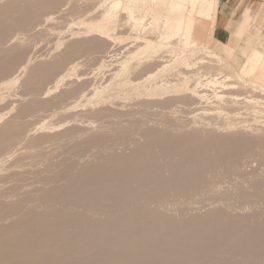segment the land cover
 <instances>
[{
  "label": "rangeland",
  "instance_id": "1",
  "mask_svg": "<svg viewBox=\"0 0 264 264\" xmlns=\"http://www.w3.org/2000/svg\"><path fill=\"white\" fill-rule=\"evenodd\" d=\"M7 1L8 0H0V7L8 3ZM162 1L163 0L161 1L160 0H73L72 2L71 0H67V2L64 1V3H62L63 5H60L62 8L59 7L58 11L57 9L54 10L55 12L47 10V15H46V11H44L40 16V18H38V20L34 22V25L33 23L28 25L29 28L27 27L26 29V27H24L25 30L24 28L20 30H18L19 28L18 29L15 28V30L12 31L14 33L10 32V34H8L9 36L7 35L6 38L7 40L6 39L1 40L0 37L1 40L0 43L2 42L5 43L6 41L5 44H1L3 47H1L0 45V52L3 55L11 54L16 50L17 52L21 53L19 59L16 60L17 63H15L13 68L11 69V71L14 70L15 74L10 71L9 73L10 74L12 73L11 74L12 76L9 73L6 74L3 73L1 75L4 78H2L0 75V130L3 127V124L5 125L6 123L9 124L13 123L15 125H17L18 123H19L18 125L24 124L23 125L24 129H26V131H24V136L25 135L26 136L25 137L23 136L24 137L23 141L21 139V142L23 143L19 142L20 144L17 143V145H15L14 148L10 149L11 151L10 150L6 151V153L8 152L7 155L6 153H3L2 154L3 156L0 155V159H1L0 170L1 167H3L0 172V187H1L0 203L3 204L5 203L4 205H6L7 203L9 205L12 203V201L13 203H15L21 200V201H27L28 204V200L32 197V195L35 197L37 192L39 193L38 190L41 189L40 193H42L43 189L45 191L50 186L53 187V185L54 186L62 185L61 183L58 184L57 182H52L50 180L53 173H55L54 171L56 170L59 171L60 169H64L72 166L74 167L73 170H75V172L72 170L73 174L72 172L71 174L72 176H74L79 169L82 170L83 168H85L86 165L88 164L91 165L95 163L100 158V156L103 157L106 152L108 153V154L106 153V155H109L112 152H114V154H116L117 152V155H124V154L126 155L127 153L129 154L132 150L131 147L133 146L131 144L142 143L143 134L146 131H153V130L165 131L166 129L167 130L170 129L172 130L173 133L170 132L169 130L168 131L166 130L165 132H170L172 134L179 132L180 134L178 133V135L180 136L182 135V133L201 134L202 132V134H205L208 133L209 131L212 132V130L214 131L217 130L216 131L218 132L217 134L222 132L220 134L223 135L226 134V132L230 134L236 132V134H238L239 132H243L244 130L246 132H254L255 134L256 133L259 134V132L260 133L264 132L263 130L264 129V83L254 79L252 80V78L249 77V75H246L244 72H242V67L247 58L246 53L248 52V50L260 51V52L264 51V0H251L249 4L245 5L244 7H241L240 11L237 14L236 19L238 20V22L235 23L234 25V29H233L234 32H232L230 39L224 44V46L217 45L216 40L214 38V32L212 33V37H209V35L205 33L200 38V42L197 45H194L192 42H186L177 35L176 36L174 35L173 37V35L171 36L170 34H167L168 32L165 29L163 31V28H161L164 26L163 20L166 12V10L163 11L164 9L163 7H161ZM65 2L70 6H68ZM70 2L72 3V6ZM83 4L84 6H82ZM78 5L81 6L80 9H79L80 6ZM157 11L160 12L158 13ZM246 12L248 13V20L246 19L243 20V15ZM50 13L53 15H51ZM155 14L157 15L155 16ZM159 30L160 33L158 32ZM44 33L46 35H43ZM18 36L20 39L18 38ZM153 37H155L156 39ZM179 38L183 41H181ZM171 40H173L172 41L173 44ZM18 41L20 42V44L18 43ZM21 41L24 43V45ZM91 42L93 45L91 44ZM95 42L102 44L103 46H105V48L103 47L100 49H96L94 47ZM74 43L77 44L79 47L84 46L83 50L81 48L77 51L78 53L76 52H74L75 54L71 53L72 46L75 45ZM10 46L15 48L12 49V47L10 48ZM27 47H29L28 49L30 52L26 50ZM3 49L4 50L6 49V51L8 52H10L9 50H11V52L10 53L4 52ZM85 49L86 50L89 49V50L84 51ZM86 54L87 57H85ZM62 57L65 58L63 66L59 68L60 70L58 69L50 78L47 79L49 82L45 80L44 82L46 83L43 82L37 86L38 88L40 87L41 89L40 88L36 89L37 87L34 89V87L32 86L29 87L25 85V80L28 76L27 73L30 72V69L34 67L35 64L36 67L41 63H45V62L49 63L50 61L55 62L54 60H56L57 58L58 60L64 59ZM225 68H227V70L229 69L228 72H225L226 71ZM222 70L225 71L223 72ZM3 75H7V76H3ZM243 86H245V89L247 90H245ZM238 87L241 88L243 87V90ZM33 91L36 93H34ZM224 91L226 95L223 93ZM19 92L21 93V95ZM227 92L229 93L231 92V94L229 95ZM32 93L35 95H33ZM215 93L217 95H215ZM220 94L223 95L221 96ZM20 96H21V100L19 101ZM223 97L224 99L230 98V100L228 101L234 100L231 101L232 103L234 102L233 104L231 103L232 106H230L231 104H229L230 106L229 107L228 102H226L227 100L225 101ZM38 100L44 101L45 103L48 102V106H46L47 105L46 104L44 106V109L43 107L37 108L34 111L33 110L30 111V113H26L25 115L20 116L21 115L19 114L20 109L23 106H26L24 105L25 102L28 105L33 101L40 102ZM225 102L227 104H225ZM220 104L221 106H223L224 109L220 107ZM238 106H240V108ZM103 112L104 115L106 116L103 115ZM230 121L233 123H231ZM28 122L30 124H27ZM138 123L140 125H137ZM238 123L240 124L237 125ZM119 124H121V126ZM247 125L249 127H247ZM117 126L118 129L115 130ZM147 127L148 128L150 127V129H148ZM261 127L263 129H261ZM79 130L81 132H79ZM68 131L71 134L74 133L72 136L75 135L74 138L72 137L70 139L71 141L66 138L64 140L63 137V135L65 136V133L67 134ZM105 131L106 134H110V133L111 135L114 134L115 136L113 135L114 136L113 138L115 140L111 138L112 137L111 135H106L104 133ZM124 131L125 133H123ZM32 133L35 135V137L37 136L38 138H44L45 136L44 138L45 140H43L44 144L43 143L41 144V146L44 145L43 146L44 148L40 147L42 152L37 148H35L37 150L36 151L37 155L34 152L35 149L32 150V154H31L30 148H27L30 138L32 137L31 140L35 139ZM177 133L175 135H177ZM96 134L100 136L104 134L102 136H104L103 138H106L105 139L106 141L108 140L107 144L108 147L111 146L113 148L112 152L110 151L112 148L108 150L109 149L108 147H104L107 145L105 140H104L105 142L102 141L100 143L103 144L102 147L101 145L97 146L96 144H94L97 147L96 148L93 145V143L89 138L90 137L92 138V136ZM116 134H118L119 137L118 136L116 137ZM81 135L83 138L81 137ZM105 135L109 136V139L111 138L110 139L111 145H109L110 141ZM54 136L57 137V139H60L59 142L61 140L63 142H60L59 144H57L56 141H55L56 143L53 142L54 140L52 141V139H55ZM121 137H123V139ZM46 138L47 140L49 139L48 142L46 141ZM116 138L118 139L120 138L119 139L120 141L118 139L116 140ZM49 141H51V143ZM117 141H119V143H117ZM249 142L250 140L246 141V143L248 144ZM23 144H26L27 147ZM54 144L56 146H54ZM75 145L83 146L85 148L83 149L84 151H82V153L79 155L74 154L71 148ZM48 146L50 148H48ZM45 148L49 150L47 151ZM100 148L101 150L102 149L103 150L100 151ZM24 149H27L26 151L29 153H27ZM106 149L107 151H105ZM257 149L258 148H256L254 152L256 153L258 151L260 153L261 150H257ZM23 150L26 153L23 152ZM126 150L127 152H125ZM38 151H40V154L37 153ZM50 151L51 153H49ZM257 153L252 157L254 159L250 158L251 161L248 160L251 163H245L246 168H245V173H243L245 177L250 175H253V177L258 176L257 174L264 175V171H263L264 157L262 156L263 159H260L261 155ZM14 154L17 155H15L14 157ZM38 155L39 156L42 155V156H40L39 158ZM262 155H264V153ZM43 157H45L44 158L45 160L43 159ZM17 158H19L20 161ZM47 158L49 161L47 160ZM42 161H44L45 163ZM34 164L35 166H33ZM36 164H38L40 167L37 166ZM12 166H15L16 169L15 172H13L14 167L12 168ZM52 166L53 168H51ZM6 167L8 170L6 169ZM48 167H50L51 170L50 168L48 169ZM243 167L242 170L244 169ZM27 168H30V170L29 169L26 170ZM48 170L50 175L44 174V173H48ZM220 170L221 171H219L218 174H220L221 172L222 175L223 170L221 168ZM246 171L247 173L249 171L248 175L246 174ZM19 173L21 175H19ZM216 175H214V177L212 176L208 177V179L212 178L208 180L209 181L207 185L208 188L206 187L204 191L199 190V192H195V194L188 196L189 197L188 199L187 197H178L176 198L177 199L176 201L174 199L172 200L171 198L170 199L171 201L170 200L166 201V203L163 204L164 206L158 204L159 206L157 207V204L155 203H152V206L160 210L164 208L162 212H164V214L167 215L170 214L169 216H171L176 220H179L181 217L183 218V216L186 219L187 218L190 219L194 215L201 214L200 216H204V214H207V212L205 211L208 210L211 211L218 207L222 208V206L225 210L228 209L226 211L230 210V212H236V213L238 211V213L241 214L243 213L244 215L249 214L250 216L257 213L259 214L262 209L264 210V206H263L264 195L261 194V191H264L263 187L260 191L262 197L260 195L258 198H255V199H259L260 197L263 198V199L261 198L259 199V201L262 200V202H259V205L256 206L258 202L254 199L246 201V203L244 201L241 202L238 195L244 193L242 192L244 188H245V192L249 190V187L246 183L245 185L247 186H245L244 183L240 181L239 176L231 175L229 178L230 180L233 181H230L229 178L225 179L228 176H226L225 178L223 177L224 179L222 180L219 177L220 175L219 176ZM234 179H236V182H238L239 184L241 182L242 184L240 185H242V187L244 188L241 187L242 189L241 188L239 189L240 185L239 186L238 184L236 185V183H234L235 182ZM47 180H49L51 184ZM210 180H212V182ZM220 180L223 181V183ZM227 180L228 182L229 181L232 182V184L235 185L236 187L238 186V188L234 189L235 186L232 187V184L229 182L231 186L230 188L228 183H226ZM259 180L260 183L259 181H255V179H253L252 181L257 182L260 185L261 183H263L264 180L263 181L261 179ZM20 182L23 185H21ZM219 182H221L223 186L220 185L221 184L220 183L218 185L219 187H217V184ZM213 183H217V184L215 185ZM210 184H213L214 186V187L212 186L213 188V189L211 188L212 190L209 189V186L211 187ZM34 186L36 187L34 188ZM220 186L225 187V189L229 187L228 190H225L224 188L222 189V191L223 190L227 191L228 195L227 193L226 195L224 194L225 191H223L224 193L222 191H217L218 193L216 192L215 189L220 190L221 189ZM4 187L7 189H5ZM35 190L37 191L35 192ZM206 190L207 192H205ZM210 190L212 192L214 191L212 193L213 197L211 196ZM235 190L236 191L239 190V193L237 192L238 194H236ZM17 191H19L20 193L18 192V194L16 195ZM208 192L210 193L209 195ZM216 193L217 195L220 194L221 197L224 196L223 197L224 199L222 198L224 202H222V200H219L221 202L217 200L218 196L220 197V195L215 196ZM229 193L233 195H230ZM229 195L235 198V199L233 198L235 200L234 201L235 203H233L235 205L233 207L235 208V206H239L237 207L239 208V210H237V208L235 209L236 211H234V208L231 210L230 207H232L233 205L231 203L233 202V199H230L232 201H228L230 197ZM2 198H4L5 200ZM236 198L239 202L236 200ZM211 199L213 200L215 199L217 202ZM225 200H227V202H225ZM212 201L216 205L213 204ZM250 201L256 202V204L254 203L255 206H253L252 205L253 203ZM236 202L239 204L240 202L241 203L244 202L246 205L244 203L243 205L242 204L239 205ZM247 202L249 205L247 204ZM221 203L223 204L225 203L226 206H228L227 204H229L230 207L227 208L225 205ZM261 203L263 206V207L261 206L262 208L260 207ZM31 204L33 205L32 202H29L28 206L31 207L30 206ZM217 204L219 206H217ZM204 206L205 207L207 206L208 208L207 207L205 208ZM245 206H246L245 209L246 213L245 211L240 212V208L241 211H243L244 209L242 208H245ZM249 206H253V208L256 207L255 210L257 209L259 210L260 208L261 209L259 211L257 210L258 212L254 210L253 211L254 213L250 214L253 208L251 207L249 208ZM247 207L251 210H248ZM221 208H218L217 210L219 209L224 210L223 208L222 209ZM247 210L251 212H248ZM21 212H25V211L21 210L18 213ZM236 213L235 215L238 214ZM260 214L264 215V211ZM16 215L18 216V214ZM177 215L179 216L181 215V216L179 217ZM17 216L15 218L11 216L9 217L8 220H1L0 222L3 225L10 224L6 221H9L11 219L10 221L12 223V221L14 222L17 220ZM4 222L6 223L4 224Z\"/></svg>",
  "mask_w": 264,
  "mask_h": 264
},
{
  "label": "bare ground",
  "instance_id": "2",
  "mask_svg": "<svg viewBox=\"0 0 264 264\" xmlns=\"http://www.w3.org/2000/svg\"><path fill=\"white\" fill-rule=\"evenodd\" d=\"M64 1L67 2V0H8L7 1L8 3L5 2L6 4H4L3 6L0 7V37H1V40L6 39L7 35L10 34V32H12L13 30H15V28H17V29L19 28L18 30H20V29L26 27V29H27L29 24L33 23V25H34V22L36 20H38V18H40V16L42 15V13L44 11H46V15H47V10L55 12L54 10L57 9V11H58V8L61 7L60 5H63L62 3H64ZM71 1L73 2V0H71ZM163 3H165V4H163ZM73 5H75V4H73ZM159 5H161V4H159ZM68 6H70V5H68ZM71 6H72V3H71ZM78 6H80V5H78ZM82 6H84V4ZM217 6H218V0H163L161 7H163L164 10L163 9L162 10L163 11L166 10V12H165V16L163 15L164 20L162 19L164 21V26L161 28H163V31L165 29L168 32L167 34H170L171 36L173 35V37H174V35L175 36L177 35V36L181 37L183 40H185L186 42H192L194 45H197L200 42V38L205 33L207 35H209V37H212V33H213L214 27H215L216 16H217ZM161 7H160V9H161ZM80 8H81V6L79 7V9ZM75 9H77V8H75ZM79 9H77V10H79ZM83 9H85V8H83ZM153 10H152V12H153ZM162 10H160V11H162ZM62 12H64V11H62ZM154 12H156V11H154ZM161 13H163V12H161ZM151 14H154V13H151ZM51 15H53V14H51ZM148 15H149V13H148ZM156 15L157 14H155V16ZM159 17H160V15H159ZM155 21H156V19H155ZM159 25H160V23H159ZM24 30H25V28H24ZM29 32H30V30H29ZM158 32L160 33V30ZM12 33H14V32H12ZM155 34H157V33H155ZM163 34H164V32H163ZM163 34H161V35H163ZM43 35H46V34L44 33ZM207 35H206V37H207ZM153 36H155V35H153ZM18 38H19V36H18ZM96 38H97V36H96ZM153 38H155V37H153ZM183 40H181V41H183ZM205 40H206V38H205ZM172 41L173 40H171V42ZM24 42H25V40H24ZM5 43H6V41H5ZM5 43L2 42V43H0V45L5 44ZM18 43L20 44L19 41H18ZM100 43L95 42L94 47L96 49H100L103 47L105 48V46H103ZM91 44H92V42H91ZM172 44H173V42H172ZM23 45H24V43H23ZM1 47H3V46L1 45ZM11 47L12 46H10V48ZM29 47H27L26 50L29 51V49H28ZM13 48H15V47H12V49ZM81 48L83 50L84 46L79 47L77 44H75L74 46H72L71 53H74V52L78 53L77 51ZM252 48H254V47H252ZM87 50H89V49H87ZM87 50L85 49L84 51H87ZM9 51L11 52V50H9ZM4 52H8V51H6V49H5ZM10 52H8V53H10ZM80 52H81V50H80ZM100 52H101V50H100ZM245 52H247V51H245ZM20 54L21 53L17 52V50L14 51L13 53L7 54V55H3L0 52V75L3 73H5V74L9 73L11 71L14 64L17 63L16 60L19 59V56H21ZM246 55H247V58H246L245 63L242 67V72H244L246 75H249V77H251L252 80L254 79V80H257V81L264 83V51L260 52V51L248 50ZM85 57H87V54L85 55ZM62 58H64V57H62ZM56 60H54L55 62L50 61L51 63L50 62L49 63L48 62L47 63L46 62L45 63L40 62L41 64H39L36 67H35L36 64L34 65V67H32L33 66L32 65L30 72L27 73L28 76L26 75L27 78L25 77L26 78L25 85L29 86V87L32 86L35 89L38 85L43 83L45 80L48 81L47 79L50 78L60 67L63 66L65 58L61 59V60L60 59L58 60V58H57ZM225 70H224L225 72H228L229 69L227 70V68H225ZM11 72L14 73V70ZM19 75H21V74H19ZM3 76H7V75H3ZM1 77H2V75H1ZM2 78H4V77H2ZM51 79H53V78H51ZM44 83H46V82H44ZM181 83H183V82H181ZM243 87L245 89V86H243ZM243 87L242 88L238 87V88H241L243 90ZM39 88L37 87L36 89H39ZM245 90H247V89H245ZM28 91H29V89H28ZM247 92H249V91H247ZM34 93H36V92H34ZM216 93H215V95H217ZM223 93L226 95L225 91ZM227 93L229 95L231 94V92L230 93L227 92ZM20 95H21V93H20ZM33 95H35V94H33ZM247 95H248V93H247ZM178 99H180V98H178ZM223 99H224V97H223ZM20 100H21V96H20L19 101ZM40 100H38V101H40ZM186 100H188V99H186ZM224 100L225 101L227 100L226 102H228V106H229V104L232 103L231 101H234V100L228 101V100H230V98L229 99L225 98ZM226 102H225V104H227ZM232 104L230 106H232ZM24 105H26V106H23L20 109V112H19V114H21L20 116L25 115L26 113H30V111H32V110L34 111L37 108L43 107V109H44L45 105L48 106V102L45 103L44 101H40V102H37V101L34 102L33 101L28 105L25 102ZM220 107L223 108V106H221V104H220ZM226 107H227V105H226ZM238 107L240 108V106H238ZM226 109H228V108H226ZM230 110H231V108H230ZM149 111H150V109H149ZM142 113H143V111H142ZM103 115H104V112H103ZM147 115H148V113H147ZM104 116H106V115H104ZM116 121H118V120H116ZM136 122H137V120H136ZM223 122H225V121H223ZM231 123H233V122H231ZM12 124H9V123H6L5 125L3 124V127L0 130V155H2L3 153H6V151L10 150L11 148H14V146L17 145V143L20 144L19 142H21V139L23 141V138L26 136V135L24 136V131H26V129H24V126H23L24 124L23 125H18L19 123L17 125H15V124L12 125ZM27 124H30V123L28 122ZM27 124H26V126H27ZM239 124L240 123H238L237 125H239ZM119 125L121 126V124H119ZM137 125H140V124L138 123ZM120 126H119V128H120ZM221 127H222V125H221ZM247 127H249V126L247 125ZM78 128H81V127H78ZM98 128H100V127H98ZM116 129H118V126H117V128H115V130ZM148 129H150V127ZM249 129H251V128H249ZM261 129H263V128L261 127ZM168 130L170 132H172V130H170V129H168ZM98 131H100V130H98ZM162 131H164V130H162ZM162 131H154V130L153 131H146L143 134V142L140 144H136V143L133 144L132 143L131 144V145H133L131 147L132 150L129 154L127 153L126 155L125 154L124 155H117V152H116V154H114V152H112L113 148L111 146L108 147V144H107L108 140L106 141L105 140L106 138H103L104 136H102V135H104V134H102L101 136L96 134V135L92 136V138L91 137L89 138L91 140V142L93 143V145L94 144H96L97 146L101 145V147H102L103 144H100V143L105 140L107 145L104 147H108L109 148V149L107 148L108 150H110V148H112L110 150L112 153H110L108 151L110 154L106 155V153H107V152L105 153V151H107V149H106L104 151L105 155L103 157L100 156V158L95 163H93L91 165H89V164L86 166L84 165L85 168H83L82 170L79 169L80 171L78 170V172L75 173L74 176H72V174H73V171L75 172V170H73L74 167H72V166L68 167V168L60 169L59 171H57V170L54 171L55 173H53L51 179L50 178L49 179L52 182H57L58 184L61 183L62 185L54 186L52 184L53 187L50 186L45 191L43 189V192L41 191L42 193H40L41 189L39 188L40 190H38V191L40 194L37 192V194H39V195L36 194L37 196L35 195V197L33 195L31 197V195H30L31 198L28 200V204H27V201H21V200L20 201L17 200L18 202H15V203H13V201H12V203L9 205L7 203H6V205H4L5 203L4 204L0 203V221L1 220H8L9 217H11V216H13L15 218L17 216L16 214H18L17 220L15 219L16 221H14V222L12 221V223L10 221L11 219L9 221H6L10 224L6 225L5 224L6 222H4L5 225H3L0 222V224L3 225V226L0 225V264H264V217H263L264 215L260 214L264 211L263 209L261 210L262 212L260 211L259 214L257 213V214H253L250 216L248 213H247L248 215H246V214L244 215L243 213H242L243 214L242 215L241 213H238V211H237L238 214H241V215H238L236 212H230V210L226 211L228 209L225 210L222 206V208L224 210H220V209L217 210L218 208H221V207H218L214 210L210 209L211 211L208 210L209 212L205 211V212H207V214H204V216H200L201 214L200 215H194L192 217L190 216L191 217L190 219H188V218L186 219L183 216V218H185V219H183L181 217L179 220H176V219L172 218L171 216H169L170 214L169 215L164 214V212H162V210L164 208L162 210H160V209L154 208L152 206V203L157 204V207L159 205H163L166 203V201H169L171 198H172V200L174 199L176 201H177L176 198H178V197H187V199H188L189 198L188 196L195 194V192H199V190L204 191V189H206V187L208 188V186H207L208 182H209L208 180L212 179V178L208 179V177H210V176L214 177V175H216V174H217L216 176L220 175L219 177L222 180L226 176H228V177L225 179H228L231 175L232 176L233 175L239 176L240 181L242 183H244V185L246 183L249 187V190H247L245 192V188L242 187V185H240L242 183L239 181L240 182V184H239L238 182H236V179H234L235 180L234 183H236V185L238 184V186L240 185L239 189L241 187L244 188L243 189L244 191L242 190V192H244V193H241V191H240L241 194L238 195L241 202L244 201L246 203V201L254 199L258 203L256 204V202H253L254 200L250 201L253 203L252 205L253 206H255V204H256V206L259 205V202H262V200L259 201V199L262 197L261 194L264 195V191H261L262 187L264 188V181H263L264 175L256 173L258 176L253 177V175H250L251 174L250 173L249 175L252 177L251 178L250 176L245 177L243 173H245V168H246L245 163H251L248 160H250V158L254 159L252 157L258 152V151L256 153L254 152L256 148H258L257 150H261L264 153V132L263 133L261 132L262 134L260 132H259V134H257V133L255 134L254 132H246L244 130L243 132H239L238 134H236V132L230 134V133H227L225 131L226 134L223 135V134H220L222 132L217 134L218 133V132H216L217 130L216 131L212 130V132L209 131L208 133H205V134H202V132H201V134L200 133L199 134L198 133H196V134H189V133L184 134V133H182V135L180 136V135H178L179 132L178 133L176 132L177 135H175L176 133L172 134L173 132L170 133V132H165V131L162 132ZM79 132H81V131L79 130ZM84 132H86V131H84ZM118 132H119V130H118ZM255 132H256V129H255ZM101 133H103V132H101ZM104 133L106 134V131ZM123 133H125V131ZM73 134L69 133V131H68L67 134L65 133V136L63 135L64 140H65V138L69 139V140L72 137L74 138L75 135L72 136ZM93 134H95V133H93ZM183 134H184V136H183ZM106 135H111V133L106 134ZM113 135H111L112 136L111 138H113L115 136V135L114 136ZM117 136L119 137L118 134H116V137ZM34 137H35V135H34ZM36 137H35V139H32V140H31L32 137L31 138L28 137V138H30V141L28 142V145H27L28 147L26 146V144H23L27 148H30L31 154H32V150L35 148H37L40 151H41L40 147L44 148L43 147L44 145L41 146V144L42 143L44 144L43 140H45L44 139L45 136H44V138H38V137L36 138ZM81 137H82V135H81ZM106 137L109 139V136H106ZM123 137H121V138L123 139ZM54 138L55 139H52V141L53 140H54L53 142L56 141L57 144H59L60 142H63L62 140L59 142L60 139H57V137H55V136H54ZM127 138H126V140H127ZM110 139H109V141H110ZM117 139L118 138H116V140ZM248 139L250 140L249 144L246 143V141H249ZM48 140L46 138L47 142H48ZM252 140H253V142H252ZM119 141H117V143H119ZM49 142L51 143V141H49ZM21 143H23V142H21ZM50 143H49V145H50ZM109 143H110L109 145H111V141ZM54 146H56V145L54 144ZM52 147H53V145H52ZM48 148H50V147L48 146ZM71 149H72V152L74 154L79 155L82 153V151H84L83 149H85V148L83 146L75 145ZM98 149H99V147H98ZM118 149H119V147H118ZM24 150L26 151L27 149H24ZM24 150H23V152H25ZM46 150L48 151L49 149H46ZM102 150L100 148V151H102ZM123 150H125V149H123ZM36 151L37 150L35 149V151H34L35 154H36ZM40 151H38L37 153L40 154ZM53 151H54V149H53ZM261 151H260V153H262ZM34 152H33V154H34ZM125 152H127V150ZM7 153H6V155H7ZM27 153H29V152H27ZM49 153H51V151ZM90 153H91V151H90ZM260 153H259V155H261L260 159H263L264 155H262L263 153L262 154H260ZM15 155H17V154H14V157H15ZM40 156H42V155H40ZM40 156H39V158H40ZM21 157H23V156H21ZM44 158L45 157H43V159ZM17 159L19 160V158H17ZM30 160H32V159H30ZM47 160H48V158H47ZM42 162H44V161H42ZM263 163H264V161H263ZM36 165L39 166L38 164H36ZM33 166H35V164ZM13 167H14L13 172H15V170H16L15 166H12V168ZM42 167H43V165H42ZM242 167L244 168L243 170H242ZM2 168L3 167H1V170H2ZM16 168H17V166H16ZM49 168L50 167H48V169ZM51 168H53V166ZM51 168H50V170H51ZM57 168H58V166H57ZM220 168L223 170L222 175H221V172H220V174H218L219 171H221ZM6 169H7V167H6ZM28 169L30 170V168H27L26 170H28ZM54 169H56V168H54ZM1 170H0V172H1ZM45 172H47V171H45ZM71 172H72V174H71ZM29 173H28V175H29ZM248 173H249V171H248ZM248 173L246 171L247 175H248ZM21 174H22V172H21ZM21 174L19 173V175H21ZM44 174L50 175L49 170H48V173H44ZM5 175H6V173H5ZM42 175H41V177H42ZM15 177H18V176H15ZM249 177H250V179H249ZM20 178H22V177H20ZM253 179H255V181H259V183H260L259 179H261L263 181V183H261L259 185V183L252 181ZM4 180H5V178H4ZM15 180H16V178H15ZM229 180H230V178H229ZM47 181L49 182V180H47ZM210 181L212 182V180H210ZM230 181H233V180H230ZM221 182L223 183V181H221ZM221 182H219L218 184L217 183H213V184H215V185L217 184V187H219L218 185ZM229 182L227 180L226 183H228V185L230 186V183L232 184V182H230V183ZM23 183H25V182H23ZM57 183H56V185H57ZM222 183L220 185H222ZM20 184H21V182H20ZM32 184H33V182H32ZM213 184H210L211 187L209 186V189L212 188ZM21 185H23V184H21ZM247 185H245V186H247ZM234 186L235 185L232 184V187H234ZM238 186L237 187L235 186L234 189L238 188ZM35 187L36 186H34V188ZM220 188H221L220 190L215 189L216 192L222 191L223 188L225 189V187H221V186H220ZM228 188L229 187H227L225 190H228ZM230 188H231V186H230ZM2 189H3V187H2ZM5 189H7V188H5ZM12 190H14V189H12ZM225 190H223V191H225ZM36 191L37 190H35V192ZM202 191H201V193H202ZM260 191H261V194H260ZM1 192H2V190H1ZM18 192L19 191H17V193L15 192L16 195L18 194ZM205 192H207V190ZM213 192L211 191L212 197H213V194H212ZM237 192L239 193V190L236 191V194H238ZM217 193H216V195L215 194L214 195L215 196L220 195V194L217 195ZM226 193H227V191H225L224 194L226 195ZM32 194H33V192H32ZM209 194L210 193L208 192V195ZM229 194L233 195L231 193H229ZM227 195H228V193H227ZM260 195H261V197L259 199H255V198H258ZM194 197H193V199H194ZM220 197H221V195H220ZM220 197L218 196V198H220ZM223 197H221L220 199L217 198V200L218 201L222 200V202H224ZM236 197H237V195H236ZM20 198H21V196H20ZM214 198H216V197H214ZM226 198H227V196H226ZM233 198H234L233 196H230L228 201H232L230 199H233ZM0 199H1V197H0ZM2 199H4V198H2ZM15 199H17V198H15ZM234 199H233V202H231L232 204L235 203ZM261 199H263V198H261ZM178 200H180V199H178ZM211 200H213V199H211ZM236 200H237V198H236ZM213 201H216V200L214 199ZM213 201H212V203H213ZM263 201H264V199H263ZM29 202L33 203V205L32 204L30 205L31 207L28 206ZM219 202H221V201H219ZM225 202H227V200H225ZM241 202H240V204L243 205L244 202L243 203H241ZM212 203H211V205H212ZM213 204H215V203H213ZM221 204H223V203H221ZM237 204H239V203H237ZM247 204H248V202H247ZM223 205L226 206L225 203ZM227 205L228 206H226V207L229 208L230 207L229 204H227ZM234 205L235 204H233L232 207H230L231 210L234 208L233 207ZM217 206H219V205L217 204ZM253 206H249V208L250 207L253 208ZM261 206H262V203H261L260 207ZM237 207H239V206H235L234 211H236L235 209ZM161 208H162V206H161ZM249 208L247 207L248 210H251ZM212 209H213V207H212ZM242 209H244V210L241 211V208H240V212H244L246 209V206H245V208H242ZM255 209H256V207L253 208V210H251L252 212L248 211V210L247 211L251 212L250 214H252V213H254L253 211ZM21 210H24L25 212L18 213ZM237 210H239V208H237ZM257 210H255V211L258 212L259 210L258 211ZM235 213L237 215H235ZM245 213H246V211H245ZM177 216H179V215H177ZM175 217H176V215H175ZM179 217H177V218H179Z\"/></svg>",
  "mask_w": 264,
  "mask_h": 264
},
{
  "label": "crops",
  "instance_id": "3",
  "mask_svg": "<svg viewBox=\"0 0 264 264\" xmlns=\"http://www.w3.org/2000/svg\"><path fill=\"white\" fill-rule=\"evenodd\" d=\"M251 0H218L217 16L214 27V38L217 45L224 46L230 39L235 23L238 22L237 14L241 7L249 4ZM244 12V10H243ZM248 20V13H244L243 20Z\"/></svg>",
  "mask_w": 264,
  "mask_h": 264
}]
</instances>
